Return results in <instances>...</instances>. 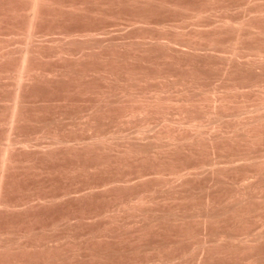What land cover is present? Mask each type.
Instances as JSON below:
<instances>
[{"label": "rangeland", "instance_id": "374dc122", "mask_svg": "<svg viewBox=\"0 0 264 264\" xmlns=\"http://www.w3.org/2000/svg\"><path fill=\"white\" fill-rule=\"evenodd\" d=\"M26 1L0 0V264H264V125L250 129L256 140L232 130L251 109L264 115V63H247L264 57V14L252 17L264 0H46L31 53L18 30ZM246 18L241 31L230 24ZM26 46L29 79L16 85ZM156 92L161 106L141 99ZM215 105L225 126L211 117ZM180 108L214 134L247 111L229 118L228 139L192 121L198 140L192 126L175 127L187 119ZM171 126L184 127L171 133L183 147L155 142H168Z\"/></svg>", "mask_w": 264, "mask_h": 264}, {"label": "bare ground", "instance_id": "6f19581e", "mask_svg": "<svg viewBox=\"0 0 264 264\" xmlns=\"http://www.w3.org/2000/svg\"><path fill=\"white\" fill-rule=\"evenodd\" d=\"M45 1H46V0H29L28 3H27V1H26V3H27L28 5H29V3H30V6H28L29 8H28V7L25 8L26 10H27V8H28L27 13H24L25 10L23 9V10H24L23 13L25 14V16L27 15V16H26V17H27V21H26L27 25H26V27H24V28H25V29H24L25 31H24L22 28H20V29H18V30H20L19 32H21V34L24 32V34H25V39H26V41H27L26 44H28V45L32 44L33 41H34V40H33V38L35 37V34H34V33H37V31L35 32V31H34L35 29H32V28H35V27H34V26L36 25L35 23H37L36 20L38 21L37 18H40V14H39V13H41V9H40V11H39L38 9L41 7V5H43V4L46 5V4H47V3H46L47 1H46V2H45ZM69 1H70V0H69ZM44 2H45V3H44ZM50 2H51V1H50ZM50 2H49V5H52V4H50ZM100 2H101V1H100ZM153 2H154V1H153ZM153 2L151 1L150 3H153ZM51 3H52V2H51ZM248 3H249V2H248ZM27 4H26V5H27ZM253 4H254V3H253ZM256 4H257V3H256ZM259 4H260V3H259ZM261 4H263V3H261ZM67 5H68V4H67ZM39 6H40V7H39ZM123 6H124V5H123ZM144 6H145V5H144ZM248 6H249V5H248ZM262 6H263V5H262ZM214 7H215V6H214ZM249 7H250V6H249ZM254 7H255V6H254ZM258 7H259V6H258ZM260 7H261V5H260ZM45 8H47V7L45 6ZM81 8H82V7H81ZM261 8H262V9H261L262 11H260L259 8L257 9V10L260 11V13H258L259 11H257V13H255V10H256V8H255V10H254V13H255V14L253 13L254 16H252V17H253V20H254V17H255V16L259 15V17H260V14H261V13H262L261 15L264 14L263 7H261ZM43 9H44V8H43ZM69 9H70V8H69ZM69 9H68V10H69ZM93 9H94V8H93ZM248 9H249V8H248ZM50 10H51V9H50ZM54 10H55V9H54ZM70 10H71V9H70ZM38 11H39V12H38ZM63 11H64V10H63ZM57 12H58V11H57ZM70 12H71V11H70ZM195 13H196V12H195ZM200 13H201V12H200ZM211 13H212V12H211ZM233 13H234V12H233ZM24 14H23V16H24ZM198 14H199V13H198ZM198 14H197V15H198ZM221 14H222V13H221ZM247 14H248V13H247ZM256 14H257V15H256ZM20 15H21V14H20ZM212 15H213V14H212ZM244 15H245V14H244ZM263 16H264V15H263ZM263 16H261V17H263ZM63 17H64V16H63ZM194 17H195V16H194ZM202 17H203V16H202ZM204 17H205V16H204ZM252 17H250V18H252ZM10 18H11V17H10ZM24 18H25V17H24ZM206 18H207V17H206ZM219 18H220V17H219ZM46 19H47V18H46ZM49 19H51V18H49ZM49 19H48V20H49ZM258 19H259V18H257V20H258ZM260 19H261V18H260ZM16 20H17V19H16ZM24 20H26V18H25ZM39 20H40V19H39ZM41 20H42V19H41ZM217 20H218V19H217ZM217 20H216V21H217ZM223 20H225V19H223ZM223 20H221V23L223 22ZM253 20H249V19L247 20V18H246V19H244V21L242 20L241 23H240V20H239V22H238V21H237V22H230V21H228V20L226 19L225 21H227L228 23L225 22L224 24H220V23H219V24L222 25L223 27H228V26H229V25H228L229 22H230V24L235 23V24H233V25H236V24L238 25V24H239V26H233V27H237V28L240 30L239 27L242 28V24H243L242 22H246V24L248 25V23H249L248 21H253ZM263 20H264V18H263ZM56 21H57V20H56ZM113 21H114V20H113ZM234 21H235V20H234ZM254 21H255V20H254ZM17 22H18V21H17ZM38 22H39V21H38ZM26 23H25V24H26ZM39 23H40V22H39ZM50 23H51V22H50ZM117 23H118V22H117ZM190 23H191V22H190ZM226 23H227L228 26H226ZM103 24H104V23H103ZM146 24H147V23H146ZM187 25H188V24H187ZM217 25H218V24H217ZM224 25H225V26H224ZM247 25L245 26V23H244V26H245L246 28H248L250 31H251L252 29L254 30V29L256 28V26L253 27V25H252L251 23L249 24V25H251V26L247 27ZM214 26H215V25H214ZM222 26H221V27H222ZM36 27H37V26H36ZM153 27H154V26H153ZM158 27H159V26H158ZM229 27L232 28V25H230ZM245 27H243V28H245ZM251 27H253V28H251ZM164 28H165V27H164ZM211 28H212V27H211ZM218 28H219V27H218ZM237 28H233V29H236V30H237ZM250 28H251V29H250ZM21 29H22L23 31H21ZM36 29H38V28H36ZM171 29H172V28H171ZM181 29H182V28H181ZM196 29H197V28H196ZM223 29H224V28H223ZM225 29H226V28H225ZM229 29H230V28H229ZM18 30H17V31H18ZM111 30H112V29H111ZM159 30H160V28H159ZM193 30H194V29H193ZM197 30H198V29H197ZM236 30H234V31H236ZM243 30H244V29H242V31H243ZM249 30L245 29V32H246V31H249ZM253 30H252V31H253ZM32 31H33L34 33H33ZM76 31H77V30H76ZM125 31H126V30H125ZM125 31H124V32H125ZM154 31H155V30H154ZM168 31H169V30H168ZM178 31H179V30H178ZM182 31H183V30H182ZM185 31H186V30H185ZM199 31H200V30H199ZM205 31H206V30H205ZM237 31H238V30H237ZM240 31H241V30H240ZM240 31H239V32H240ZM250 31H249V32H250ZM255 31H258V30H254V32H255ZM8 32H9V31H8ZM194 32H195V30H194ZM249 32H247V33H249ZM85 33H86V32H85ZM155 33H156V32H155ZM232 33H233V32H232ZM19 34H20V33H19ZM122 34H123V33H122ZM124 34H125V33H124ZM129 34H130V33H129ZM183 34H184V33H183ZM196 34H197V33H196ZM229 34H230V33H229ZM233 34H234V33H233ZM260 34H261V33H260ZM3 35H4V34H3ZM48 35H49V34H48ZM68 35H69V33L67 34V36H68ZM78 35H79V34H78ZM89 35H90V34H89ZM89 35H88V36H89ZM93 35H94V34H93ZM110 35H111V34H110ZM181 35H182V34H181ZM202 35H203V34H202ZM238 35H239V34H238ZM261 35H263V34H261ZM23 36H24V35H23ZM65 36H66V35H65ZM69 36H71V35H69ZM263 36H264V35H263ZM72 37H73V36H72ZM127 37H128V36H127ZM184 37H185V36H184ZM221 37H222V35H221ZM229 37H230V36H229ZM258 37H259V36H258ZM19 38H20V37H19ZM67 38H68V37H67ZM70 38H71V37H69V39H70ZM90 38H91V37H90ZM100 38H101V37H100ZM128 38H129V37H128ZM260 38H262V37H260ZM46 39H47V38H46ZM75 39H76V38H75ZM75 39H74V40H75ZM190 39H191V38H190ZM199 39H200V38H199ZM213 39H214V38H213ZM215 39H216V38H215ZM18 40H19V39H18ZM32 40H33V41H32ZM61 40H62V39H61ZM61 40H60V41H61ZM71 40H72V39H71ZM95 40H96V39H95ZM204 40H205V39H204ZM248 40H249V39H248ZM257 40H258V39H257ZM12 41H13V39H12ZM24 41H25V40H24ZM24 41H23V42H24ZM66 41H67V40H66ZM69 41H70V40H69ZM88 41H89V40H88ZM96 41H97V40H96ZM196 41H197V40H196ZM202 41H203V40H202ZM18 42H19V41H18ZM31 42H32V43H31ZM45 42H46V41H45ZM67 42H68V41H67ZM72 42H73V41H72ZM149 42H150V41H149ZM213 42H214V41H213ZM59 43H60V42H59ZM76 43H77V42H76ZM157 43H158V42H157ZM26 44H25V45H26ZM33 44H34V43H33ZM33 44H32V46H33ZM35 44H36V43H35ZM87 44H88V43H87ZM118 44H119V43H118ZM214 44H215V43H214ZM22 45H23V44H22ZM28 45H27V46H28ZM41 45H42V44H41ZM46 45H47V44H46ZM166 45H168V44H166ZM181 45H182V44H181ZM27 46H26V49H25V50H24V49L22 50V51H23V54H22V55H23V58H22V64H20L21 66H19V67H20V68H19V72H18V73H15V74H17V78L15 79L17 82L14 83V84H16V85H20V83H21V84L24 83L25 78L23 79V81H22V78L27 76V72H26V70H25L26 75H24V72H23V71H24V70H23V63H24V61H25L26 55L28 54V56H29V51H27V49L29 50V48H31V45L29 46V48H28ZM60 46H61V45H60ZM101 46H102V45H101ZM115 46H116V45H115ZM148 46H149V45H148ZM164 46H165V45H164ZM219 46H220V45H219ZM234 46H235V45H234ZM21 47H22V46H21ZM78 47H79V46H78ZM88 47H89V46H88ZM107 47H108V46H107ZM157 47H158V46H157ZM159 47H161V46H159ZM14 48H15V47H14ZM40 48H41V47H40ZM40 48H39L38 50H40ZM52 48H53V47H52ZM68 48H69V46H68ZM90 48H91V47H90ZM118 48H119V47H118ZM120 48H121V47H120ZM146 48H147V47H146ZM149 48H150V47H149ZM170 48H171V47H170ZM222 48H223V47H222ZM232 48H234V47H232ZM132 49H133V48H132ZM179 49H180V48H179ZM210 49H211V48H210ZM235 49H236V48H235ZM18 50H19V49H18ZM32 50H33V49L31 48L30 53L32 52ZM53 50H54V48H53ZM72 50H73V49H72ZM74 50H75V49H74ZM181 50H182V49H181ZM230 50H231V49H230ZM2 51H3V50H2ZM50 51H51V50H50ZM61 51H62V50H61ZM83 51H84V50H83ZM184 51H185V50H184ZM192 51H193V50H192ZM236 51H237V50H236ZM259 51L261 52V50H259ZM62 52H63V51H62ZM67 52H68V51H67ZM244 52H245V51H244ZM257 52H258V51H257ZM260 52L257 53V54L255 53V55H258V56H256V57H257L256 60H254L255 62H256L257 60L259 61L260 58L263 57V55H260ZM262 52H263V51H262ZM20 53H21V52H20ZM168 53H169V52H168ZM224 53H225V52H224ZM233 53H235V52H233ZM81 54H82V53H81ZM187 54H188V53H187ZM235 54H237V52H236ZM235 54H232V55H235ZM245 54H246V53H245ZM261 54H264V52L261 53ZM32 55H33V54H32ZM62 55H63V54H62ZM139 55H140V54H139ZM189 55H190V54H189ZM189 55H188V56H189ZM199 55H200V54H199ZM28 56H27V57H28ZM73 56H74V55H73ZM82 56H83V55H82ZM222 56H223V55H222ZM235 56H236V55H235ZM259 56H262V57L258 58ZM9 57H10V56H9ZM31 57H32V56H31ZM33 57H34V56H33ZM69 57H70V56H69ZM230 57H231V56H230ZM237 57H238V56H237ZM242 57H243V56H242ZM6 58H7V56H6ZM168 58H169V57H168ZM207 58H208V57H207ZM232 58H233V56H232ZM232 58H230V59H232ZM263 58H264V57H263ZM263 58H262V60H264ZM4 59H5V58H4ZM227 59H228V61H229V58H225L224 61H225V60L227 61ZM247 59H249V58H247ZM28 60H29V59H28ZM262 60H261V61H262ZM2 61H3V60H2ZM220 61H221V60H220ZM234 61H235V60H234ZM236 61H237V60H236ZM254 61H253V63H254ZM258 61H257V64H255V63L253 64V63H250V62H247V63H249L250 65L252 64L251 66L256 65V66H254V67L256 68V67H258V66H257L258 64H260V66H261V65L264 63L263 61H262V63H260V62H258ZM29 62H30V61H29ZM29 62H28V63H29ZM167 62H168V61H167ZM169 62H170V61H169ZM183 62H184V61H183ZM229 62H231V61H229ZM229 62H228V63H229ZM233 63H234V62H233ZM224 64H225V63H224ZM243 64H244V63H243ZM24 65H25V64H24ZM228 65H230V63H229ZM232 65H233V64H232ZM239 65H240V64H239ZM25 67H26V66H24V68H25ZM229 67H230V66H229ZM25 69H26V68H25ZM228 69H229V68H228ZM226 71H227V70H226ZM59 73H60V72H59ZM94 73H95V72H94ZM262 74H263V73H262ZM29 75H31V74H29ZM29 75H28V76H29ZM64 75H65V74H64ZM228 75H229V74H228ZM36 76H37V75H36ZM30 77H31V76H30ZM40 77H41V76H40ZM64 77H65V76H64ZM26 78L29 79L28 77H26ZM43 78H44V77H43ZM47 78H48V77H47ZM62 78H63V77H62ZM86 78H88V77H86ZM144 78H145V77H144ZM40 79H41V78H40ZM32 80H33V79H32ZM151 80H152V79H151ZM156 81H157V80H156ZM164 82H165V81H164ZM148 83H149V82H148ZM14 84H13V85H14ZM31 84H32V83H31ZM178 84H179V83H178ZM235 84H236V83H235ZM194 85H195V84H194ZM233 85H234V84H233ZM228 86H229V85H228ZM231 86H232V85H231ZM257 86H258V85H257ZM19 87H20V89H21V86H19ZM19 87H18V86L16 87V88H18L16 91H19ZM197 87H198V86H197ZM229 87H230V86H229ZM234 87H235V86H232V87H230V88L227 87V88H228V89H235ZM239 87H240V86H239ZM163 88H164V87H163ZM189 88H190V87H189ZM195 88H196V87H195ZM227 88H226V89H227ZM255 88H256V87H255ZM27 89H28V88H27ZM191 89H192V88H191ZM197 89H199V88H197ZM228 89H227V90H228ZM241 89H242V88H241ZM151 90H152V89H151ZM157 90H158V89H157ZM157 90H156V91H157ZM164 90H165L164 92H166L168 89H167V90L164 89ZM175 90H177V89H175ZM195 90H196V89H195ZM238 90H239V89H238ZM238 90L236 89V92H238ZM261 90H263V88H262ZM16 91H15V92H16ZM161 91H162V90H160V92H159V91H158V92H159V93H162L163 91H162V92H161ZM220 91H221V90H220ZM220 91H219V92H220ZM230 91H232V90H230ZM241 91H242V90H241ZM241 91H240V92H241ZM243 91H244V90H243ZM245 91H246V90H245ZM253 91H254V90H253ZM256 91H257V90H256ZM19 92H20V91H19ZM179 92H180V91H179ZM216 92H217V90H216ZM223 92L225 93V89H224ZM226 92H229V91H226ZM233 92H234V91H233ZM236 92H234V93H236ZM259 92H262V93H263V91H259ZM154 93H155V92H154ZM154 93L150 94V95H152L151 97H150V96H144V95L142 96V95H141V96H142L141 99H143V98H145V97H146V100H147L148 98L153 99V98H154L153 95L155 96V99H156V98L158 97V95H160V94L157 93V92H156V94H154ZM198 93H202V92H198ZM214 93H215V92H214ZM147 94H148V93H147ZM147 94H146V95H147ZM215 94L218 95L219 93H218V94L215 93ZM243 94H245V93H243ZM257 94H258V93H256V95H257ZM18 95H19V94L17 93V96H18ZM134 95H135V94H134ZM134 95H133V96H134ZM156 95H157V96H156ZM163 95H164V94H163ZM163 95H162V96H163ZM168 95H169V94H168ZM216 95H215V96H216ZM219 95H220V97H219V98L217 97V99H220V98H222V97L225 96L223 93H222V94L220 93ZM219 95H218V96H219ZM221 95H222V96H221ZM262 95H263V94H262ZM14 96H15V95H14ZM20 96H21V95H20ZM123 96H124V95H123ZM131 96H132V95H131ZM162 96H160V97H162ZM166 96H167V94H166ZM210 96H211V95H210ZM213 96H214V95H213ZM213 96H212V97H213ZM215 96H214V97H215ZM238 96H239V95H238ZM263 96H264V95H263ZM263 96H262V97H263ZM112 97H113V96H112ZM160 97H159V98H160ZM179 97H180V96H179ZM15 98H16V96L14 97V102L16 103V99H17V98H16V99H15ZM138 98H139V96H138ZM162 98L164 99V97H162ZM162 98H160L162 101H161L160 99H159V100H160V101H159L158 98H157L156 100L154 99V101H155V102L157 101L156 103L160 102V103L162 104V102L166 100V97H165V100H163ZM168 98H169V96H168ZM139 99H140V98H139ZM141 99H140V101H141ZM189 99H190V98H189ZM209 99H210V98H209ZM214 99H215V98H212V100L210 99L209 102L211 103V101H212V103H214V102H215V101H213ZM225 99H226V98H225ZM246 99H247V98H246ZM262 99H263V98H262ZM127 100H128V99H127ZM146 100L144 99L143 101H145V102L148 103V100H147V101H146ZM205 100H206V99H205ZM226 100H228V99H226ZM263 100H264V99H263ZM263 100H262V102H264ZM138 101H139V100H138ZM181 101H183V99H182ZM181 101L178 100V102L182 103ZM184 101H185V99H184ZM184 101H183V102H184ZM207 101H208V99H207ZM222 101L228 103L227 101L224 100V98H222L221 103H218L219 106H223V105H224V104H222ZM260 101H261V99H260ZM135 102H136V101H135ZM145 102H144V103L141 102V103H143V105H144V106H143V109L145 110V111H144V110L142 109L141 111L146 113V112H147L146 110L150 111V110H149L150 107L147 106V109H146V108H144L145 105L154 104L155 102H152L151 100H149V104H147V103L145 104ZM151 102H152V103H151ZM191 102H192V101H191ZM191 102H190V103H191ZM195 102H196V101H195ZM219 102H220V101H219ZM246 102H247V101H246ZM15 103H14V104H15ZM18 103H19V99H18ZM18 103H17V106L19 105ZM156 103H155L154 105H159V103H158V104H156ZM163 103H165V102H163ZM171 103H172V102H169V104H171ZM210 103H209V104H210ZM212 103H211V104H212ZM256 103H257V102H256ZM14 104H13V105H14ZM166 104H167V103H166ZM176 104H177V103H176ZM178 104H179V103H178ZM195 104H196V106H200V105H201V104H199V103H198L199 105H198L197 103H195ZM209 104H208V105H209ZM214 104H217V101H216V103H214ZM250 104H251V103H250ZM263 104H264V103H261V102H260V103H259V106H260V105H263ZM115 105H116V104H115ZM154 105H153V106L150 105V106L154 107ZM180 105H184V106H185V104H183V103L180 104ZM189 105H192V104H189ZM189 105H188V106H189ZM246 105H247V104H246ZM248 105H249V104H248ZM253 105H254V104H253ZM257 105H258V103H257ZM117 106H118V105H117ZM141 106H142V105H141ZM159 106H161V105H159ZM186 106H187V105H186ZM225 106H226V105H225ZM225 106H223V107H225ZM240 106H241V105H240ZM259 106H258V107H259ZM127 107H128V106H127ZM148 107H149V109H148ZM163 107H164V106H163ZM168 107H169V106H168ZM214 107H215V108L211 110L212 112H213V110L215 111L216 109H217V110H219V108L221 109V107L218 108V106H216V105H215ZM242 107H243V105H242ZM244 107H246L245 104H244ZM254 107L257 108L256 105H255ZM254 107H253V108H254ZM261 107L263 108L264 106H261ZM261 107H259V108H260L259 110H262ZM16 108H17V107H16ZM132 108H133V107H132ZM155 108H156V107H155ZM157 108H159V107L157 106ZM157 108H156V109H157ZM211 108H212V105H211ZM211 108H210V109H211ZM225 108H226V107H225ZM225 108H224V109H225ZM256 108H255V111H256ZM13 109H14V107L12 108V110H13ZM152 109H153V108H152ZM202 109H203V108H202ZM257 109H258V108H257ZM180 110H181V108H180ZM217 110H216V111H217ZM253 110H254V109H251V111H249V112H250V113H249V112L247 111V109H246L247 112H246L245 109H244V111L246 112L245 115H242V114L244 113L243 109H242L243 113L241 112L240 114H239L238 112H237V114H235L236 112H234V113L232 112V114H235V116H237V117H238L239 115H242V117H244V119H243L242 117L239 116L241 119L238 120V118L234 116V118H237L236 120H238V122H237L238 124L235 122V123H236V126H235L234 124H232V122L234 123V121H236V120L233 119L232 114L229 115V114L226 113L227 115L231 116V118L228 116L230 119L234 120V121H232V120H230L229 118H227V120L231 121V123L229 122L230 125H231V126H232V125L235 126V127L232 129V130H233V133H234V131H235V133L237 134V133H238L237 131H239V134H237V137H238V135H242V134H243V132L240 134L241 131H244V132H247V133H245V134L243 135V137H247V139H248L249 137L251 138V137H252V133H253V131H251V130H252L251 128H256L257 126H255V125H257V123H259V124H260L261 122L264 123V115L261 114V113H258V112H261V111L258 110V111H257L258 114L256 115V112H255V113L252 112ZM263 110H264V109H263ZM263 110H262V111H263ZM137 111H138V110H137ZM139 111H140V110H139ZM139 111H138V113H139ZM141 111H140V113H142ZM178 111H179V110H178ZM181 111H182V113H180V114L178 113V114L180 115V118H182L181 114L184 115L185 110H184V111L181 110ZM206 111H207V110H206ZM216 111H215V112H216ZM223 111H224V110H223ZM238 111H239V110H238ZM186 112H187V111H186ZM217 112H218V111H217ZM228 112H229V111H228ZM251 112H252V114H255L257 117H256L255 115H252V116H255V117H256V118H253V117L251 116ZM11 113L14 114L15 112L12 111ZM134 113H135V112H134ZM134 113H133V114H134ZM136 113H137V112H136ZM140 113H139V114H140ZM187 113H188V112H187ZM210 113H211V112H210ZM213 113H214V112H213ZM218 113H221V114H222V112H218ZM218 113H217V115L215 114L216 116L213 115V116H211V117H212V119L214 118L215 121H216L217 119H218L217 121L220 120L221 123H222L223 121L221 120V117L224 118L225 115L222 114V116H220V115H218ZM247 113H249V114H247ZM130 114H131V113H129V115H130ZM185 114H186V113H185ZM190 114H191V113H190ZM196 114H197V113H196ZM238 114H239V115H238ZM260 114H261V115H260ZM14 115H16V114H14ZM14 115H12V117H14ZM140 115H141V114H140ZM144 115H145V114H144ZM148 115H149V114H148ZM188 115H189V114H188ZM210 115H211V114H210ZM223 115H224V116H223ZM249 115H250V116H249ZM258 115H260V116H258ZM135 116H136V115H135ZM202 116H203V115H202ZM248 116H249V118L251 117V119H249ZM10 117H11V116H10ZM15 117H16V116H15ZM15 117H14V118H15ZM166 117H167V116H166ZM166 117H163V119H164V120L166 119V121H167V118H166ZM186 117H187V119H186ZM225 117H227V116H225ZM246 117H247V118H246ZM158 118H159V117H158ZM177 118H178V117H177ZM194 118H195V117L193 116V119H194ZM223 118H222V119H223ZM252 118H253V119H252ZM9 119H10V118H9ZM11 119H12V118H11ZM16 119H17V118H16ZM163 119H162V121H164ZM170 119H171V118H170ZM184 119H186V120H188V121L185 120L184 122L177 123L178 125H177V124H172V125H173V126L177 125V126H175V127H179V124L182 123L181 125H183V123H185V124L189 125V127L192 126L191 128H192L193 130H195V131L198 130V133H194L195 131L191 130V131H192V132H191L192 134L194 133V134H198V136H200V138H199V137H197V136L195 135L194 138H193L194 141L196 140L195 137H197L198 140H199V139L201 140V135H199V134H203V133H204V135H205V134L207 135L209 132L212 131V130H211L212 127L208 128V129L211 130V131H209V130L206 128V127H207L208 125H210V124L207 123L208 125H206V124L203 122L204 125H202V122H201L200 119H199V121H200L201 123H200V122H197V121H198L197 119H194V120H193V119L191 118V116L189 117V119H191V120H189V119H188V116H186V115H184ZM184 119H183V120H184ZM207 119H208V118H207ZM225 119H226V118H225ZM12 120H13V119H12ZM144 120H146V119H144ZM147 120H148V119H147ZM160 120H161V119H160ZM183 120L180 119V121H183ZM195 120H197V121H195ZM208 120H211V119H208ZM223 120H224V119H223ZM241 120H242V122H240ZM245 120H246V121H245ZM162 121H161V122H162ZM166 121H165V122H166ZM168 121H169V120H168ZM168 121L165 123V126H166V125L170 126L169 123H168ZM173 121H174V120H173ZM192 121H193V122H194V121L196 122V123L194 122L195 125L199 123V124H201V125H200L201 127H202V126H205V127H202L203 129L200 128V129H202L201 131H202L203 133L199 130V127L196 129V127H197L199 124L196 125V127H195V125L193 124ZM215 121H211L212 123H211V122H209V123H211V124L214 125V122H215ZM220 121H219V122H220ZM170 122H171V120H170ZM219 122H217V125H218V127H220V128H218L216 125H215V126L218 128V130L221 129V127L225 130L226 128L223 127V126H220V125H224V126H225V122H226V120H225V122H223L222 124H220ZM227 122H228V121H227ZM227 122H226V124H227ZM82 123H83V122H82ZM147 123H148V122H147ZM162 123H163V122H162ZM262 123L260 124L261 126L264 125V124H262ZM215 124H216V123H215ZM219 124H220V125H219ZM9 125H10V124H9ZM9 125H8V126H9ZM11 125H12V124H11ZM163 125H164V123H163ZM193 125H194V126H193ZM228 125H229V124H228ZM228 125H226V127H228V128H227V131L230 130V132H231V129H230V127H229L230 125H229V126H228ZM140 126H141V125H140ZM168 126H167V127H168ZM210 126H211V125H210ZM215 126L213 127V128H215V129H213V131H216V129H217ZM253 126H254V127H253ZM175 127H173V128H175ZM181 127H182V130L184 131V130H185V129H183L184 127H183V126H181ZM186 127H188V126H186ZM189 127H188V129L190 130L191 128H189ZM165 128H166V127H165ZM165 128H164V131L166 132V131L168 130V128H167V130H165ZM171 128H172V126L169 127V131H168L170 134L167 133V135H168L169 137H170V135H171L170 139H169V137L167 136V138H168V142H166L167 139L163 141L162 138H157V136H158V137H161V135L159 136L158 134H157L156 136H154V137H155L156 139H161L162 141H161V140L159 141V140H155V139H154L155 142L157 141L159 144H161V146H162V145H165V146H166V144H167V143H170L171 140H172L171 144H172V143L174 144L175 141H173V139L176 138L179 134L183 133V135H186L185 131H184V132H183V131L181 132L180 128L177 129V130H179V132H181V133L178 132V135H174V134H177V133L175 132V131H176V128L173 129L174 134L172 133ZM260 128H261V127H260ZM260 128H259V129H260ZM86 129H87V128H86ZM142 129H143V128H140V131H141ZM158 129H159V128H158ZM188 129L186 128V132H187ZM205 129H206V130H205ZM223 129H222V130H223ZM250 129H251V130H250ZM156 130H157V129H156ZM204 130L207 131L208 133H205ZM257 130H258V129H257ZM261 130H263V129H261ZM9 131H10V130H9ZM164 131H163V132H164ZM170 131H171V132H170ZM199 131H200L201 133H200ZM227 131H226V130H225V131H222V132H220V134L223 135L224 137H226V138L228 139V137H231V135L229 136V134H233V133H230L229 131H228V132H227ZM249 131H251L252 133H250ZM138 132H139V131H138ZM142 132H143V131H142ZM160 132H161V131H160ZM163 132H161L160 134L163 135ZM165 132H164V133H165ZM189 132H190V131H188L187 134H188ZM261 132H262V131H261ZM145 133H146V132H145ZM171 133H172L174 136H176V137H173V135H172ZM211 133H212V134H211ZM211 133H210V134L212 135V138H213V139L216 138V137L213 136L214 132H211ZM235 133H234V134H235ZM249 133H250L251 135H250ZM254 133H256V132H254ZM9 134H10V133H9ZM141 134H143V133H141ZM146 134H147V133H146ZM216 134H217V133H215L214 135H215V136H217V135L219 136V135H220V134H217V135H216ZM224 134H226L227 136L224 135ZM234 134H233V135H234ZM248 134H249L250 136H249ZM103 135H104V134H103ZM118 135H119V134H118ZM121 135H122V134H121ZM147 135H148V134H147ZM183 135H182V136H183ZM204 135H203V136H204ZM245 135H246V136H245ZM255 135H256V134H255ZM8 136H9V135H8ZM132 136H133V135H132ZM134 136H135V135H134ZM134 136H133V137H134ZM164 136H165V137L162 136L163 139L166 138V135H165V134H164ZM182 136H181V137H182ZM188 136H189V134H188ZM191 136H193V135H191ZM203 136H202V137H203ZM223 136H221V137H222L221 139H223ZM235 136H236V135H235ZM235 136H232V137H235ZM248 136H249V137H248ZM6 137H7V136H6ZM6 137H5V138H6ZM123 137H125V135H124ZM172 137H173V138H172ZM179 137H180V136H179ZM179 137H178V139H176V140H178L177 142L180 141V138H179ZM185 137H186V136H183L182 139H184ZM204 137L206 138V136H204ZM208 137L210 138L211 136H210V135H209V136L207 135V138H208ZM57 138H58V137H57ZM57 138H56V139H57ZM96 138H97V137H96ZM106 138H107V137H106ZM148 138H149V137H148ZM186 138H187V137H186ZM205 138H203V139H205ZM226 138H224V139H226ZM250 138H249V140H250ZM52 139H53V138H52ZM98 139H99V138H98ZM101 139H102V137H101ZM101 139H99V140H101ZM121 139H124V138H121ZM152 139H153V138H152ZM203 139H202V140H203ZM213 139H207V141L209 140L210 143H213V142H214ZM216 139H220V138L217 137ZM216 139H215V140H216ZM229 139H230V138H229ZM238 139H239V138H238ZM251 139H254V138H251ZM5 140H6V139H5ZM92 140H94V138H93ZM154 140H152V141H154ZM190 140H191V138H189V140L187 139V141H185V142L182 141V143L184 142V143H187V144H188V141L190 142ZM211 140H213V142H211ZM234 140H235V139H234ZM254 140H256V139H254ZM50 141H51V140H50ZM53 141H55V140H53ZM61 141H62V140H61ZM97 141H98V140H97ZM131 141H132V140H131ZM152 141H151V142H152ZM194 141H193V142H194ZM217 141H218V140H217ZM251 141H252V140H251ZM55 142H57V144H61V143H58V140H56ZM59 142H60V140H59ZM83 142H84V141H83ZM88 142H89V141H88ZM90 142H91V141H90ZM101 142H102V141H101ZM114 142H115V141H114ZM118 142H119V141H118ZM135 142H136V141H135ZM145 142H146V141H145ZM160 142H162V143H160ZM163 142H166V143L163 144ZM177 142H175V143H177ZM199 142H200V141H199ZM199 142H198V143H199ZM5 143H6V142H5ZM63 143H64V142L62 141V144H63ZM111 143H112V142H111ZM152 143H153V142H152ZM180 143H181V142H179V143H177V144H179V146L183 147L182 145H180ZM190 143H192V140H191ZM190 143H189V144H190ZM215 143H216V141H215ZM252 143H253V142H252ZM254 143H255V142H254ZM7 144H8V143H7ZM54 144H55V143H54ZM62 144H61V145H62ZM95 144H96V143H95ZM99 144H100V143H99ZM130 144H131V142H130ZM154 144H157V143H153V146H154ZM173 144H172V145H173ZM194 144H197V143H194ZM194 144H193V145H194ZM250 144H251V143H250ZM19 145H20V144H19ZM89 145H90V144H89ZM93 145H94V144H93ZM118 145H119V144H118ZM172 145H171V146H172ZM175 145H176V144H175ZM175 145H174V146H175ZM190 145H191V144H190ZM211 145H212V144H211ZM213 145H214V144H213ZM9 146H10V145H9ZM65 146H66V145H65ZM65 146H64V147H65ZM95 146H96V145H95ZM95 146H94V147H95ZM157 146H158V145H157ZM157 146L155 145V147H157ZM159 146H160V145H159ZM25 147H26V146H25ZM57 147H58V146H57ZM62 147H63V146H62ZM78 147H79V146H78ZM78 147H77V148H78ZM104 147H105V146H104ZM121 147H122V146H121ZM150 147H151V146H150ZM168 147H169V146H168ZM176 147H177V145H176ZM185 147H186V146H185ZM188 147H189V146H188ZM8 148H10V147H8ZM8 148L4 147V149L9 150ZM75 148H76V147H75ZM172 148H173V146H172ZM172 148H171V149H172ZM179 148H180V147H179ZM204 148H205V147H204ZM208 148H209V147H208ZM1 149H3V148H1ZM4 149H3V151H4ZM88 149H89V147H88ZM141 149H142V148H141ZM176 149H177V148H176ZM7 150H5V152H6ZM43 150H44V149H43ZM45 150H46V149H45ZM49 150H50V149H49ZM49 150H48V151H49ZM86 150H87V148H86ZM154 150H155V149H154ZM157 150H158V149H157ZM157 150H156V151H157ZM161 150H163V149H161ZM164 150H165V149H164ZM168 150H169V149H168ZM213 150H214V149H213ZM0 151H1V150H0ZM53 151H54V150H53ZM175 151H176V150H175ZM5 152H4V153H5ZM8 152H9V151H8ZM209 152H210V151H209ZM1 153H2V152H1ZM4 153H3V154H4ZM46 153H47V152H46ZM147 153H148V152H147ZM163 153H164V151H163ZM191 153H192V152H191ZM194 153H195V152H194ZM5 154L7 155V152H6ZM10 154H11V153H10ZM262 154H263V153H262ZM202 155H203V154H202ZM3 156H4V155H3ZM146 156H147V155H146ZM150 156H151V155H150ZM7 157H8V156H7ZM10 157H11V156H10ZM12 157H13V156H12ZM124 157H125V156H124ZM128 157H129V156H128ZM244 157H245V156H244ZM244 157H243V158H244ZM253 157H254V156H253ZM1 158H3V157H1ZM214 158H215V157H214ZM254 158H255V157H254ZM254 158H253V159H254ZM194 159H195V158H194ZM232 159H233V158H232ZM237 159H238V158H237ZM256 159H257V160H256ZM256 159L253 160L254 162L252 161V163H255V164L258 163V162L260 163L261 160L263 161L264 156H263L262 159H259L260 161H258V156L256 157ZM218 160H219V159H218ZM239 160H240V159H239ZM244 160L246 161V160H248V159H246V157H245ZM2 161L5 162V161H6L5 158H4L3 160L1 159V164L3 163ZM7 161H8V160H7ZM7 161H6V162H7ZM255 161H258V162H255ZM6 162H5V163H6ZM226 162H227V161H226ZM228 162H229V161H228ZM231 162H232V161H231ZM246 162L248 163L249 161H246ZM214 163H215V162H214ZM220 163H221V162H220ZM244 163H245V162H244ZM247 163H246V164H247ZM6 164H7V163H6ZM6 164L3 163V169H5V168H4V165H6ZM212 164H213V163H212ZM218 164H219V163H218ZM260 164H262V162H261ZM228 165H229V164H228ZM252 165H253V164H252ZM160 166H161V165H160ZM220 166H221V165H220ZM220 166H218V169L221 168V170H222V166H221V167H220ZM260 166H261V167H264L263 165H260ZM260 166H259V167H260ZM219 167H220V168H219ZM225 167H227V165H226ZM225 167H224V168H225ZM231 167H232V166H231ZM231 167L229 166V168H231ZM216 168H217V166H216ZM0 169H2V165H1V168H0ZM207 169H208V168H207ZM227 169H228V168H227ZM181 170H182V169H181ZM201 170H202V169H201ZM205 170H206V169H205ZM209 170H210V169H209ZM199 171H200V170H199ZM188 172H189V171H187V173H188ZM192 172H193V170H192ZM196 172H198V171H196ZM212 172L214 173V171H212ZM173 174H174V173H173ZM173 174H172V176H170V177H171V178H170L171 180L174 178V177H173V176H174ZM179 174H180V173H179ZM183 174H185V173H182V175H183ZM175 175L177 176L176 173H175ZM206 175H207V174H206ZM160 176H161V175H160ZM178 176L180 177L181 174L178 175ZM178 176H177V177H178ZM191 176H192V175H191ZM154 177H155V176H154ZM158 177H159V176H158ZM162 177H164V176H162ZM177 177H175V178L177 179ZM187 177H190V176H187ZM168 178H169V177H168ZM168 178H166V179H168ZM175 178H174V179H175ZM184 178H185V177H183V180H186V179H184ZM166 179H165V180H166ZM170 179H169V182L171 183V180H170ZM176 179H175V180H176ZM181 179H182V178H181ZM147 180H148V179H147ZM150 180H151V179H150ZM159 180H160V177H159ZM165 180H163V183H161V184H164V183H165V182H164ZM177 180H178V179H177ZM183 180H182V181H183ZM145 181H146V180H145ZM167 181H168V180H167ZM180 181H181V180H180ZM180 181H178V182H180ZM182 181H181V182H182ZM169 182H168V183H169ZM173 182H174V181H172V183H173ZM138 183H139V182H138ZM143 183H144V182H143ZM146 183H147V182H146ZM168 183H165V185L167 186ZM140 184H141V183H140ZM175 184H176V183H175ZM245 184H246V183H245ZM132 185H133V184H132ZM165 185H163V186H165ZM171 185H172V184H171ZM242 185H243V184H242ZM109 186H110V185H109ZM113 186H114V185H113ZM117 186H118V185H117ZM123 186H124V185H123ZM126 186H127V185H126ZM240 186H241V185H240ZM168 187H170V185H168ZM168 187H166V188H168ZM173 187H174V186H173ZM109 188H110V187H109ZM127 188H129V187H127ZM148 188H149V187H148ZM171 189H172V188H171ZM176 189H177V188H176ZM164 190H165V188H164ZM249 190H250V189H249ZM154 191H155V190H154ZM255 191H256V190H255ZM260 191H261V190H260ZM263 192H264V191H263ZM143 196H144V195H143ZM238 198H239V197H238ZM1 200H2V199H1ZM135 202H136V201H135ZM157 202H158V201H157ZM133 203H134V202H133ZM241 204H242V203H241ZM243 204H244V203H243ZM136 205H137V204H136ZM149 206H150V205H149ZM239 206H240V205H239ZM129 207H130V206H129ZM143 207H144V206H143ZM154 208H155V207H154ZM157 208H158V207H157ZM148 209H149V208H148ZM152 209H153V208H152ZM152 209H151V210H152ZM261 236H262V235H261ZM259 237H260V236H259ZM241 243H242V242H241Z\"/></svg>", "mask_w": 264, "mask_h": 264}]
</instances>
